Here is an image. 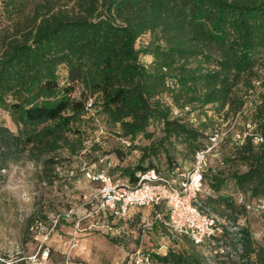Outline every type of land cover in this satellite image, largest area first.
I'll use <instances>...</instances> for the list:
<instances>
[{
    "label": "trees",
    "instance_id": "trees-1",
    "mask_svg": "<svg viewBox=\"0 0 264 264\" xmlns=\"http://www.w3.org/2000/svg\"><path fill=\"white\" fill-rule=\"evenodd\" d=\"M53 1L60 5L0 0V113L14 126L11 131L0 120V181L25 155L54 164L62 144L68 155L79 152L97 116L119 141L131 143L126 152L120 145L112 150L119 159L139 153L114 180L133 183L149 169L167 175L177 168L169 150L179 144L193 157L213 129L205 134L204 122L223 113L241 126L234 121L236 131L222 139L223 168L206 175L207 163L202 176L210 192L198 194V203L228 220L218 209L234 207L230 194L221 192L226 180L245 202L264 200V87L245 106L256 69L264 66V0ZM28 11L29 25L22 28L18 18ZM183 106L202 116L198 126L186 115L171 116L172 107ZM139 137L147 142L134 143ZM96 147L91 142V150ZM160 156L165 171L157 166ZM260 217L264 222V210ZM238 235V264H264V236L255 242L244 227ZM149 253L160 264H198L192 247Z\"/></svg>",
    "mask_w": 264,
    "mask_h": 264
},
{
    "label": "rangeland",
    "instance_id": "rangeland-1",
    "mask_svg": "<svg viewBox=\"0 0 264 264\" xmlns=\"http://www.w3.org/2000/svg\"><path fill=\"white\" fill-rule=\"evenodd\" d=\"M43 2L45 1L40 3L43 4ZM50 4L54 8L60 5L56 1L46 0L47 7ZM69 5L70 3L66 7ZM29 13L30 11L18 18L20 27L29 25L27 16ZM146 57L141 56V59ZM263 71L264 66L257 67L256 72L259 77L254 81L255 91L253 93L248 89L245 106L251 103L259 89H263L264 81L261 83L262 78H260ZM59 81H63L62 74ZM207 111L211 114V109ZM190 113V115H183L189 117L190 122L198 126L202 116L198 112L190 111ZM230 115L213 113L211 119L204 122V133L206 134L212 127L226 132L231 129L230 125L234 121L236 125L241 126L240 122L237 123L238 119L233 120ZM0 120L14 131V126L3 112L0 113ZM153 126L155 136H159L158 125ZM203 126L200 125V127ZM235 129L236 127L230 131ZM84 132L86 138L79 152L68 155L66 145L62 144L54 153L58 158L57 163L34 162L25 155L4 172L5 176L0 181V264H64L65 261L72 264H123L127 252L137 247L150 252L160 244L165 245V250L169 248L189 250L192 247L198 264H238L241 261L239 257L241 247L238 239L240 227L248 230L255 242H261L264 236V222L260 214L264 210V200L245 202L229 180H226L221 192L230 194L234 200V207L223 205L218 207L224 211L228 220L202 208L225 221L222 234L211 246L193 247L187 238L173 235L164 229L163 225L156 226L154 223L152 228L141 232L142 221L149 219L152 211L147 212L146 215L145 212L142 214L131 212L125 221L108 222L112 227H118L120 233H106L103 228L83 229L89 225L91 219L82 220L80 223L82 231L76 232L72 241L74 217L82 211L78 208L82 202L81 196L94 191L99 185L98 182L90 179L91 175L103 171L116 179L123 168L135 163L139 154L137 150H130L129 154L119 159L112 150L120 145L121 151L126 152L131 143L125 145L119 141L112 128L108 127L100 116H97L96 121L90 120ZM91 142L97 144L94 150L90 148ZM146 142L141 137L134 140V143ZM221 142L214 146V150L208 156L207 163L210 167L206 175L209 170L223 168L220 161L224 154ZM169 153L179 171L189 169L192 156L183 153L179 144H175ZM157 166L161 171H165L162 156L159 157ZM224 171L228 174L226 170ZM202 183L207 186V180L204 177ZM241 202L245 203L243 209L239 206ZM70 208L78 210L73 216L61 219L42 241V238L36 234L38 230L34 227V222L47 225L50 214H62ZM231 218L235 219L234 222ZM242 219L244 223L241 226ZM44 247L48 248V254L44 260H41L39 254ZM214 250L217 253L214 254ZM33 255H35L34 258H32Z\"/></svg>",
    "mask_w": 264,
    "mask_h": 264
},
{
    "label": "built area",
    "instance_id": "built-area-1",
    "mask_svg": "<svg viewBox=\"0 0 264 264\" xmlns=\"http://www.w3.org/2000/svg\"><path fill=\"white\" fill-rule=\"evenodd\" d=\"M171 87L172 82L168 81ZM85 108L92 115L91 99L85 103ZM183 114H191L188 106L181 109L171 108V116L177 117ZM249 127V125H246ZM225 131L213 128L208 133L205 146L197 150L192 157L190 167L186 171L178 168L170 170L167 175H161L153 169L138 173L136 181L129 183L126 179L114 180L103 171L91 175L90 179L98 182V187L89 193L82 194V202L78 208L80 214L74 217L72 241L76 232L82 231L81 221L90 220L89 225L83 229L103 228L106 233H120L118 227H112L111 220L125 221L130 212L137 208H152L149 219L142 221L141 232L152 228L155 221H161L166 230L176 236H185L195 246H211L222 234L225 221L215 215L202 210L197 196L200 193L208 194L210 191L203 185V172L206 169L208 156L214 150V146L222 141ZM246 132L235 134V139L240 140ZM123 144L129 141L121 139ZM254 142L259 141L255 137ZM89 177V174L86 173ZM78 209L70 208L64 213H54L48 216L47 225L34 222L38 230L37 235L45 240L58 222L68 216H73ZM244 220H241V226ZM155 253H163L165 245L160 244L154 248ZM219 251V250H218ZM213 253H217L215 250ZM48 254V248H41L39 258L44 260ZM35 255L32 256L34 258ZM64 264H72L67 261ZM123 264H160L148 251L137 247L127 252Z\"/></svg>",
    "mask_w": 264,
    "mask_h": 264
},
{
    "label": "crops",
    "instance_id": "crops-1",
    "mask_svg": "<svg viewBox=\"0 0 264 264\" xmlns=\"http://www.w3.org/2000/svg\"><path fill=\"white\" fill-rule=\"evenodd\" d=\"M152 210H153L152 208H148V207H147V208H145V209H144V208H141V209H138V208H137V209L132 210L131 212H133V213H138V212H139V213H141V214H142V212H145V215H146L147 212L152 211ZM131 212H130V213H131ZM134 215H137V214H134ZM154 224H156V226H157V225H163L161 221H155ZM162 227H163L164 229H166V227H164V225H163ZM148 244H149V243H148ZM151 250H153V249H151Z\"/></svg>",
    "mask_w": 264,
    "mask_h": 264
}]
</instances>
